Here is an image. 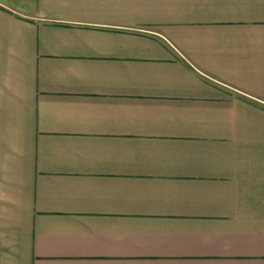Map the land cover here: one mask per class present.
Returning a JSON list of instances; mask_svg holds the SVG:
<instances>
[{
  "label": "crops",
  "instance_id": "0c3cea01",
  "mask_svg": "<svg viewBox=\"0 0 264 264\" xmlns=\"http://www.w3.org/2000/svg\"><path fill=\"white\" fill-rule=\"evenodd\" d=\"M0 264H264V0H0Z\"/></svg>",
  "mask_w": 264,
  "mask_h": 264
}]
</instances>
